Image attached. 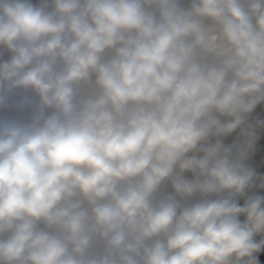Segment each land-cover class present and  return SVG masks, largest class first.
Here are the masks:
<instances>
[{"label": "clouds", "instance_id": "9594fccd", "mask_svg": "<svg viewBox=\"0 0 264 264\" xmlns=\"http://www.w3.org/2000/svg\"><path fill=\"white\" fill-rule=\"evenodd\" d=\"M0 264H264V0H0Z\"/></svg>", "mask_w": 264, "mask_h": 264}]
</instances>
